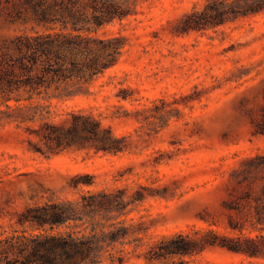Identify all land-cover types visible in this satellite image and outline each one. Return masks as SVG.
I'll list each match as a JSON object with an SVG mask.
<instances>
[{
    "label": "rangeland",
    "instance_id": "rangeland-1",
    "mask_svg": "<svg viewBox=\"0 0 264 264\" xmlns=\"http://www.w3.org/2000/svg\"><path fill=\"white\" fill-rule=\"evenodd\" d=\"M122 1L127 17L109 26L125 37L116 62L84 83L100 88L98 93L91 88L78 94L96 97L83 104L98 106L95 110L105 115L104 124L125 149L83 155L35 151L26 138L35 124L48 119L34 111L40 109L34 104L46 99H28L20 88L9 99L0 92V164L10 162L5 166L9 174L17 166L26 168L25 162L43 172L50 189L40 202L83 200V195L93 201L81 219L53 230L94 234L93 254L82 264H264V257L249 258L221 247L158 257L162 240L180 229L193 233L207 224L174 222L175 204L164 197L115 201L112 206L104 201V193L121 194L151 175L128 171L132 159L140 165L143 157L145 162L159 158L177 168L215 160L228 168L238 154L264 153V126L255 125L239 105L241 96L249 97L247 106L252 98L264 104L259 93L264 84V11H245L249 0ZM30 25L0 14V38L28 31ZM82 171L91 174V184L72 187L64 180ZM219 174L194 183L196 193L212 188ZM185 193L190 198L195 192ZM88 220L97 223V234L90 226L84 228ZM12 225L4 224L8 231L22 230L20 224ZM218 231L233 233L224 227Z\"/></svg>",
    "mask_w": 264,
    "mask_h": 264
},
{
    "label": "trees",
    "instance_id": "trees-1",
    "mask_svg": "<svg viewBox=\"0 0 264 264\" xmlns=\"http://www.w3.org/2000/svg\"><path fill=\"white\" fill-rule=\"evenodd\" d=\"M244 7L245 11L260 13L264 11V0H249ZM0 14L11 21L31 23L28 31L0 38V92L8 93L9 99L15 89L24 88L28 99L34 95H44L46 99L34 104L40 107L34 111L48 119L35 124L26 138L29 147L38 152L77 155L123 151L125 145L104 124L105 115L95 110L98 106L83 104L96 97L78 93L91 88L98 93L100 88L84 83L116 62L125 37L118 31H110L109 26L127 17L124 1L0 0ZM259 93L264 99V84ZM53 96L57 97L55 102L51 101ZM248 100L249 97L241 96L239 105L255 125L264 126V104L252 98V105L247 106ZM145 159L140 165L130 160L127 169L151 171L147 181L114 196L106 192L104 201L112 206L115 201L127 203V199L135 202L152 196L164 197L175 204L174 222L207 224L195 228L193 233L180 229L162 240L158 257L191 255L210 247H221L249 258L264 257V153L238 154L228 168L215 160L177 168L159 158L152 162ZM9 163L0 164V263H84L93 254L94 234L53 230L69 225L71 219H81L93 201L83 195V200L40 202L50 189L43 172L29 168V162H25L22 165L26 168L17 166L9 174V168H5ZM217 173L220 174L212 188L196 193L194 183ZM64 180L72 187L93 181L86 171L75 172ZM190 190L195 193L187 198L185 192ZM5 223L20 224L22 230L8 231ZM83 224L84 228L90 226L92 233H98L94 220ZM219 227L233 233L219 232Z\"/></svg>",
    "mask_w": 264,
    "mask_h": 264
}]
</instances>
